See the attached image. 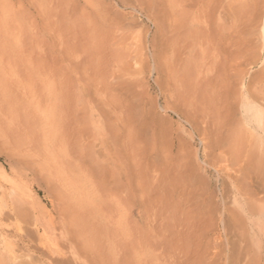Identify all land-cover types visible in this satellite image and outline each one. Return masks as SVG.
<instances>
[{
  "label": "rangeland",
  "instance_id": "1",
  "mask_svg": "<svg viewBox=\"0 0 264 264\" xmlns=\"http://www.w3.org/2000/svg\"><path fill=\"white\" fill-rule=\"evenodd\" d=\"M263 97L264 0H0V264H264Z\"/></svg>",
  "mask_w": 264,
  "mask_h": 264
},
{
  "label": "bare ground",
  "instance_id": "2",
  "mask_svg": "<svg viewBox=\"0 0 264 264\" xmlns=\"http://www.w3.org/2000/svg\"><path fill=\"white\" fill-rule=\"evenodd\" d=\"M264 98V97H263ZM261 102V101H260ZM225 128V127H224ZM229 130V129H228ZM261 130L264 132V125H261ZM231 131V129L229 130ZM236 132V131H235ZM235 132H231L229 135H230V142H231V145H232V148H233V151H234V154L238 157H242V162H251L252 160V155H251V151L250 150H246L245 147H248L247 144L244 145L243 144H240L239 143V140H238V136H237V133ZM226 133V132H225ZM228 135V136H229ZM256 145V144H255ZM244 152V153H243ZM262 162V161H261ZM242 165V164H241ZM260 168V167H259ZM261 169V168H260ZM264 169V168H263ZM259 172V171H258ZM263 172V171H262ZM260 173V172H259ZM258 173H256V176H259V174L257 175ZM261 175V174H260ZM264 175V174H263ZM254 176V175H253ZM262 177V176H260ZM257 178V177H256ZM259 179V178H258ZM260 181V180H259ZM258 180L256 181H252V182H256L253 183L255 184L254 186L251 185L248 186V185H245L243 186V189L241 190V192L239 193L240 196H242V199H243V202L246 206V212L249 216H255V215H259L260 212L262 211V209L264 208V179L262 178L261 181L259 182ZM250 182V180H249ZM248 182V183H249ZM251 182V183H252ZM258 182V183H257ZM247 183V184H248ZM245 184V183H243ZM260 185H262V188H259ZM255 187L256 190H253L252 188ZM242 188V187H241ZM259 227V226H258ZM239 229V228H238ZM47 230V227L43 228V231L45 232ZM241 239V238H240ZM238 240V239H237ZM243 240V239H241ZM78 239L73 235H69L68 237H66L65 239V244H66V247L70 252V254L72 255H75V256H79L77 255L78 254V250L81 251L79 248H78ZM234 244V243H233ZM58 247V246H57ZM64 246L62 247H58V248H36V253L40 256H44L46 257V261L48 262V264H71V260L69 259V253L67 254L64 249L66 248ZM245 247V246H243ZM83 249V248H82ZM241 249V248H240ZM239 249V251H240ZM244 250V248H243ZM246 250V249H245ZM238 253V252H237ZM239 254V253H238ZM68 255V256H67ZM240 257L243 255L241 252H240ZM245 255L247 256L248 254L245 253ZM253 256V255H252ZM238 257V256H237ZM239 257V258H240ZM246 258V257H245ZM244 258V260H245ZM240 260V259H238ZM249 261V260H248ZM251 261V260H250ZM248 263V262H247ZM253 263V262H252ZM78 264V263H76ZM84 264H96V263H84ZM249 264V263H248Z\"/></svg>",
  "mask_w": 264,
  "mask_h": 264
}]
</instances>
